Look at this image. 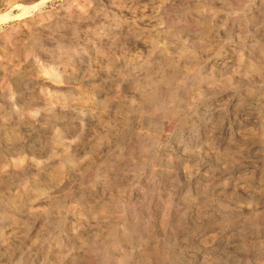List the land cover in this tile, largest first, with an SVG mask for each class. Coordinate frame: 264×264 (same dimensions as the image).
<instances>
[{
    "label": "rangeland",
    "instance_id": "obj_1",
    "mask_svg": "<svg viewBox=\"0 0 264 264\" xmlns=\"http://www.w3.org/2000/svg\"><path fill=\"white\" fill-rule=\"evenodd\" d=\"M0 264H264V0H0Z\"/></svg>",
    "mask_w": 264,
    "mask_h": 264
}]
</instances>
